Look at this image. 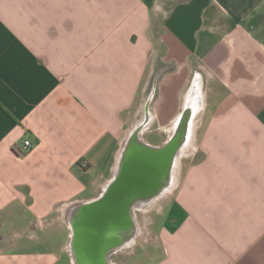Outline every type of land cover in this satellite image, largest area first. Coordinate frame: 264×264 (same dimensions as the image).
Returning <instances> with one entry per match:
<instances>
[{
  "label": "crops",
  "instance_id": "crops-1",
  "mask_svg": "<svg viewBox=\"0 0 264 264\" xmlns=\"http://www.w3.org/2000/svg\"><path fill=\"white\" fill-rule=\"evenodd\" d=\"M188 16L186 40L173 33ZM166 23L190 49L182 58L169 57ZM150 58L183 74L177 91L236 96L210 106L202 150L137 208L150 214L120 254L126 264H264V0H0V264H74L68 210L112 178ZM199 65L211 73L203 84ZM11 233L41 249L3 246Z\"/></svg>",
  "mask_w": 264,
  "mask_h": 264
},
{
  "label": "water",
  "instance_id": "water-1",
  "mask_svg": "<svg viewBox=\"0 0 264 264\" xmlns=\"http://www.w3.org/2000/svg\"><path fill=\"white\" fill-rule=\"evenodd\" d=\"M195 106H182L173 131L163 143L153 145L130 138L135 130L132 129L120 147L113 176L102 192L69 209V246L74 264H106V254L134 237V208L149 203L168 187L173 162L185 142Z\"/></svg>",
  "mask_w": 264,
  "mask_h": 264
},
{
  "label": "rangeland",
  "instance_id": "rangeland-1",
  "mask_svg": "<svg viewBox=\"0 0 264 264\" xmlns=\"http://www.w3.org/2000/svg\"><path fill=\"white\" fill-rule=\"evenodd\" d=\"M199 22V18H198ZM167 28L165 32L160 33L165 43L169 45L171 48L168 49L171 50L169 52L170 55L176 57V58H182L183 55L186 52H189V48L186 47H178L176 43L174 44L172 42V34L168 31V27L171 28L169 25L170 23H166ZM182 31L173 33L174 35L181 37L183 39L189 40L190 32L194 26L196 25V19L194 16H188L185 17V20L181 24ZM190 30V31H189ZM164 43L161 42L159 44H156V49L163 48ZM161 46V47H160ZM165 50V49H163ZM192 50V49H191ZM166 51V50H165ZM168 54V53H167ZM179 56V57H177ZM151 57V56H150ZM169 57L167 60H169ZM151 63L147 65V71L144 77V103L141 99V97L137 100L136 106L133 108V110L128 113L127 117V123L124 131V140L129 134L132 129H134L137 125L143 121L144 118V124L142 125L141 132L144 129V132L142 134L145 136L146 140L152 143H160L164 138L169 135L172 129V123H163L162 120H166L168 116H173L172 114L176 112L180 106L181 99L183 96V102H185L190 97V91L192 89L187 91H177L179 85L182 83L183 74H179L178 72H175V70H167L168 64H163L158 61L154 62L152 58H150ZM162 61V60H161ZM196 66V65H195ZM202 66V70H199L198 77L201 78L202 84L203 81L205 82L206 79L211 77L210 72L205 71L204 65H199V67ZM164 70V71H163ZM198 71V70H197ZM162 73V74H161ZM161 74V75H160ZM160 75V78L158 81H156ZM197 80V79H196ZM196 83V82H195ZM198 86V85H197ZM194 88V86H191ZM196 87V86H195ZM199 91H196V97L193 94L191 96V99L189 100L191 104H199L200 97L202 99V108L199 112H194L193 114V133H192V139L189 147L184 150V152L179 156L178 158V168L176 170V182L177 180H181L183 176L185 175L186 170L188 169L189 164L192 162L190 157L193 152L201 151L200 142H201V135L204 130V120L211 118L212 114L209 112L210 106L212 107V104H219L222 102H226L227 99H233L235 98V92L234 91H204L203 88H197ZM182 92L184 93L182 95ZM159 101V104H158ZM188 102V101H187ZM144 104V105H143ZM146 105L148 106V109H146ZM144 106V107H143ZM186 106V104H185ZM144 108V111H143ZM161 118V119H160ZM163 123V124H162ZM152 130V131H151ZM159 131V132H158ZM163 136H162V134ZM123 140V141H124ZM123 143V142H122ZM122 145V144H121ZM198 156H196V159ZM195 159V160H196ZM194 161V159H193ZM149 215V212H138L137 211V218L140 217V215ZM49 223L47 220H43V222L39 225H46ZM9 226L8 223L4 225L5 231H7V228ZM56 228L54 226L51 229ZM141 228V227H140ZM148 228V229H147ZM50 229V230H51ZM141 229H139L140 231ZM53 231H57L56 229ZM149 231V225L145 224L144 222V239H147V232ZM153 235V234H152ZM60 237V236H59ZM17 238V234L13 235L10 234V239H6L7 241L4 242L3 246H8V244L17 243L19 246H25V247H31V248H39L41 249V243L35 242L32 243L31 240L28 238ZM153 240H150V237L146 240L147 243L150 244ZM11 243V245H12ZM148 244H141L139 245L136 250L139 253L141 250H144V248H148ZM55 247V246H54ZM123 253V252H122ZM137 253V254H138ZM129 255L126 254H120V252L117 254L116 258H114V262H118V264H126L125 262L128 260ZM135 259V256L133 257ZM55 264H69L68 258L65 255H62ZM134 264H144L141 261V257L136 259L134 261Z\"/></svg>",
  "mask_w": 264,
  "mask_h": 264
},
{
  "label": "flooded vegetation",
  "instance_id": "flooded-vegetation-1",
  "mask_svg": "<svg viewBox=\"0 0 264 264\" xmlns=\"http://www.w3.org/2000/svg\"><path fill=\"white\" fill-rule=\"evenodd\" d=\"M191 93H190V95H193V93H192V91H190ZM191 99V98H190ZM184 104H186V108H191V106L193 105H190L191 103H190V101H188V102H183V105ZM182 105V106H183ZM194 106V105H193ZM146 109H148V106L146 105ZM176 120V119H175ZM175 120H174V122H172V129H171V132L173 131V129H174V125H175ZM142 124L143 123H140L139 125H137L134 129V131H133V133H131L132 135H131V137H130V135H129V137L130 138H132V137H135L136 139H140V140H143V141H145V142H147V143H149V144H153V145H157V144H160V143H163L164 141H166L167 139H168V137L170 136V134L169 135H167L165 138H164V136H163V134H162V136H163V140L160 142V143H152V142H149L148 140H146V138H145V136L142 134V132H141V128H142ZM145 125V124H144ZM152 131V130H151ZM159 132V131H158ZM171 132H169V133H171ZM128 137V138H129ZM172 180V179H171ZM171 180H170V183H171ZM170 183H169V185H170ZM168 185V186H169ZM165 190V189H164ZM164 190L160 193V194H158V195H156V196H154L153 197V199H151L150 200V202L151 201H153V200H155L156 198H158L160 195H162L163 193H164ZM72 208L73 207H71L70 208V211L72 210ZM137 208H134V219H135V221H136V226L134 227V234L136 235V233L138 232V225H137ZM70 211L68 210V212L70 213ZM128 242H126V243H124V245H122V246H120L119 248H117L116 250H114V251H112V252H110L108 255L106 254V264H113L114 263V258H116V256H117V254L119 253V251L127 244Z\"/></svg>",
  "mask_w": 264,
  "mask_h": 264
},
{
  "label": "bare ground",
  "instance_id": "bare-ground-1",
  "mask_svg": "<svg viewBox=\"0 0 264 264\" xmlns=\"http://www.w3.org/2000/svg\"><path fill=\"white\" fill-rule=\"evenodd\" d=\"M196 85V87L194 86V88H192L191 87V89H192V93L195 95V97H196V91H199V89H197V84H195ZM191 96L192 95H190V97L186 100V102L187 101H189L190 100V98H191ZM192 102V101H191ZM190 102V103H191ZM190 105H192V104H190ZM193 105H194V103H193ZM192 105V106H193ZM196 106H195V112H199L200 110H201V108H202V99H201V97H200V101H199V104L197 103V104H195ZM193 114V113H192ZM193 115H192V117L190 118V122L188 123V132H187V135H186V138H185V142H184V144L182 145V149L180 150V152L178 153V155L175 157V159H174V162H173V167H172V170H171V183H170V185L164 190V193H168L171 189H172V187L174 186V184H175V182H176V170H177V168H178V158H179V156L184 152V150H186V148L187 147H189V145H190V143H191V139H192V133H193ZM163 193V194H164Z\"/></svg>",
  "mask_w": 264,
  "mask_h": 264
},
{
  "label": "built area",
  "instance_id": "built-area-1",
  "mask_svg": "<svg viewBox=\"0 0 264 264\" xmlns=\"http://www.w3.org/2000/svg\"><path fill=\"white\" fill-rule=\"evenodd\" d=\"M31 146V142L29 140H24L23 141V149L27 150Z\"/></svg>",
  "mask_w": 264,
  "mask_h": 264
}]
</instances>
